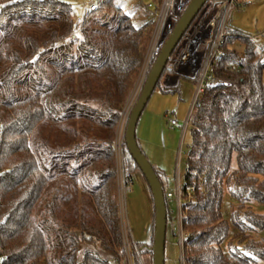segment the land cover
<instances>
[{
  "label": "trees",
  "instance_id": "trees-1",
  "mask_svg": "<svg viewBox=\"0 0 264 264\" xmlns=\"http://www.w3.org/2000/svg\"><path fill=\"white\" fill-rule=\"evenodd\" d=\"M150 2L159 9L162 0ZM113 5L103 0L84 12L79 37L69 1L0 0L1 264H128L114 142L156 17L145 8L103 12ZM225 31L214 75L188 118L179 183L183 264H264V211L250 206L264 204V50L228 21ZM122 171L124 187L140 172L124 138ZM224 189L236 202L229 219L221 213ZM153 223L154 209L149 241L135 242L151 264ZM132 264H141L137 255Z\"/></svg>",
  "mask_w": 264,
  "mask_h": 264
},
{
  "label": "rangeland",
  "instance_id": "rangeland-1",
  "mask_svg": "<svg viewBox=\"0 0 264 264\" xmlns=\"http://www.w3.org/2000/svg\"><path fill=\"white\" fill-rule=\"evenodd\" d=\"M72 3L74 12V33L81 37L80 27L75 22V17L81 12V0H66ZM238 6L235 7L228 16V23L231 29H234L237 34L251 37L258 50H264V0H237ZM114 5L105 7L103 12L108 15H117L118 13L131 14L136 10L151 12L154 10L150 0H113ZM209 4V3H208ZM149 5V6H148ZM147 6V8H146ZM212 12V6H208L207 11L201 13L199 24L206 20ZM84 15V13H83ZM135 23H137L135 21ZM160 23V21H159ZM164 25V23H161ZM171 30L170 23L166 26L165 35ZM154 31V29H153ZM153 33V32H152ZM151 39V38H150ZM233 47L238 54L242 53L243 46L238 40H234ZM141 71L137 79V83L131 88L127 96L126 105H129L128 115L133 108L144 83L145 78ZM146 77V76H145ZM180 92L164 95V99H157V93L154 91L141 116L137 125V137L144 155L149 160L151 165L160 172V178L163 183L164 190L175 194L177 181L183 182V175L186 168V154L190 145L191 137L189 129L181 137L182 117L185 109L182 101L187 99L191 102L196 83L189 78H179ZM262 83L264 87V73L262 74ZM160 98V95H159ZM179 98L181 101H179ZM177 105H179L177 107ZM160 111L157 116L154 128H148L145 123V117L151 109ZM165 112L169 117H180L178 127H172L168 123V119L164 116ZM119 135V134H118ZM115 134V145L119 146L115 149V166H116V183H117V199L119 204L120 221L123 240L128 238L131 248L124 246L127 260L132 261V255H137L141 264H151L148 255L141 256L136 247L135 242H143L149 239L151 220H152V202L149 196L147 182L143 179L142 174L138 171L133 175L132 182L124 187L123 171H122V141ZM117 136V140H116ZM121 137V136H120ZM120 143H117V142ZM114 145V146H115ZM168 208L171 210L170 218L167 219L165 243H164V264H183L182 257V237L180 236L181 226L177 222V214L181 217V207L177 213L174 199H168ZM236 202L231 199L228 191L224 189L221 213L222 217L229 219L230 213L235 207ZM251 209L256 212L264 211V204L251 203ZM179 227V233H178ZM264 235V232L262 233ZM253 237H259L257 233H252ZM124 243V242H123ZM224 244V250H225ZM132 251V252H131ZM226 251V250H225ZM43 264V263H42Z\"/></svg>",
  "mask_w": 264,
  "mask_h": 264
},
{
  "label": "built area",
  "instance_id": "built-area-1",
  "mask_svg": "<svg viewBox=\"0 0 264 264\" xmlns=\"http://www.w3.org/2000/svg\"><path fill=\"white\" fill-rule=\"evenodd\" d=\"M102 1L103 0H81L82 8L81 12L75 17L76 24H82L83 13L95 11ZM189 1L190 0H162L159 9L152 10V13L156 17V23L151 39L149 41L145 60L141 67L144 78L149 71L148 69L151 59L158 49V43L162 38V35L165 34L166 26L170 23L172 28L173 22L178 20ZM238 4L239 3L237 0H224L221 3H218L214 8H212V12L209 17L199 24L198 22L201 17L200 16L197 22L191 25L189 31L185 33L180 40V49L184 50L182 55L177 59L176 54V56H172L169 60V63L171 65H174V67L178 71H181L185 76H191L198 72L196 88L190 102L189 111L186 119L182 124L181 137L184 135V132L187 128L188 118L191 111L196 105H198L200 101L203 83L214 75V69L218 64L219 57L222 55V46L226 39L225 26L228 21V16L230 12L238 6ZM208 6L209 4H206L203 13L207 11ZM161 23H164V25H162ZM197 42L198 47L195 48V44ZM128 112L129 105H125L121 111L120 119L116 128V134H119V141L120 139L122 140L124 138ZM170 124L176 125L177 122L175 119H171ZM119 141L117 143H120ZM118 146L119 144L115 145L114 148H117ZM171 198L174 199L178 213L181 204L178 181L176 184L175 194L173 195V193L171 192H166L165 194L166 202ZM168 212L172 213L169 208ZM177 222L178 225L181 226V217L178 214ZM180 236L182 237V232H180ZM131 245L132 244H130L128 238L125 237L124 246L130 249ZM1 261L2 257H0V264ZM130 264H132L131 260Z\"/></svg>",
  "mask_w": 264,
  "mask_h": 264
},
{
  "label": "water",
  "instance_id": "water-1",
  "mask_svg": "<svg viewBox=\"0 0 264 264\" xmlns=\"http://www.w3.org/2000/svg\"><path fill=\"white\" fill-rule=\"evenodd\" d=\"M208 1L209 0H190L172 29L166 35H162V38L158 43V48L160 49L152 66L146 74L140 94L128 115L124 131L126 149L132 156L145 181L147 182L153 201L154 232L152 244V264H164L167 208L161 182L159 181L153 166L137 144L136 127L140 115L143 112L151 94L155 90L157 83L163 78L165 74L164 71H171V68L166 65L170 58L172 56H176L178 53L181 46L179 43L182 36L185 32L189 31L191 25L197 22ZM197 47L198 42L195 44V48ZM176 77H178V75H176Z\"/></svg>",
  "mask_w": 264,
  "mask_h": 264
},
{
  "label": "crops",
  "instance_id": "crops-1",
  "mask_svg": "<svg viewBox=\"0 0 264 264\" xmlns=\"http://www.w3.org/2000/svg\"><path fill=\"white\" fill-rule=\"evenodd\" d=\"M171 68V67H170ZM140 72H141V70H140ZM140 72H139V74H138V76L136 77V79H135V82H134V84H133V86L137 83L136 81H137V79H138V77H139V75H140ZM198 72H196L195 74H197ZM195 74L194 75H191V76H185V75H183V73L181 72V71H178L175 67L174 68H171V71L170 72H168V71H166L165 72V74H164V76H163V78L161 79V81H160V85H162V86H166V87H175V86H177L178 85V87H179V78L180 77H185V78H192V77H194L195 76ZM176 75H178V77H176ZM193 81V80H192ZM177 90L175 91V92H170V93H164V92H162L159 88H156L154 91H156V93H157V99L159 100V99H164L163 97H164V95H168V94H175V93H179L180 91V88H176ZM153 91V92H154ZM159 95H160V98H159ZM128 99V98H127ZM127 99H126V101H125V104H124V106L126 105V102H127ZM179 101H181V99L179 98ZM182 105H183V107L184 108H186L185 109V112H184V114L182 113V114H180L181 116L180 117H182V119H183V121H182V124H183V122H184V120L186 119V117H187V114H188V111H189V107H190V101L187 99L186 101H182ZM179 105H177V107H178ZM156 109V108H155ZM155 109H151L149 112H148V114H147V116L145 117V123H147L146 125H147V127L148 128H154V126H155V121H156V118H157V116L159 117V115L161 116V114L159 113L160 111H158V110H155ZM142 114V113H141ZM141 116V115H140ZM167 119H168V123H169V125L170 126H172V127H178V125L180 124V117L178 116V117H169L168 118V113L167 112H165V115H164ZM140 119V118H139ZM171 119H175L176 120V122H177V124L176 125H171L170 124V120ZM140 121V120H139ZM139 121H138V123H139ZM138 125V124H137ZM137 128V127H136ZM180 129H181V131H182V125L180 126ZM187 131V128H186V130H185V132ZM185 132H184V134H185ZM136 136H137V131H136ZM137 140H138V137H137ZM139 143V142H138ZM144 152V151H143ZM138 172V171H137ZM137 172H135L134 173V175H136V173ZM142 177H143V175H142ZM143 179H144V177H143ZM145 180V179H144ZM149 189V188H148ZM149 191V190H148ZM167 192H169V191H167ZM149 193V196H150V198H151V195H150V191L148 192ZM151 202H152V200H151ZM153 205V203L151 204V206ZM152 216H153V208H152ZM150 233H149V239H150V234H151V227H150ZM149 239L148 240H146V241H149Z\"/></svg>",
  "mask_w": 264,
  "mask_h": 264
}]
</instances>
